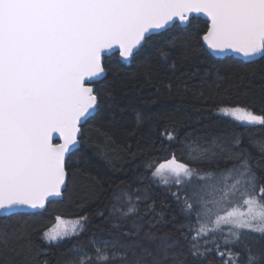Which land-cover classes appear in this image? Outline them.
<instances>
[{
  "label": "snow or ice",
  "instance_id": "snow-or-ice-1",
  "mask_svg": "<svg viewBox=\"0 0 264 264\" xmlns=\"http://www.w3.org/2000/svg\"><path fill=\"white\" fill-rule=\"evenodd\" d=\"M177 52L210 67L229 53L243 57V64H261L264 0H0V264H31L32 253L39 255L21 219L68 191L84 124L103 111L102 93L115 98L111 85L95 87L107 78L105 61L118 55L139 62L144 82L151 83L159 75L152 71L154 62L176 72ZM161 83L172 92L171 80ZM181 87L187 91V82L176 84L178 92ZM218 113L264 127V112L247 106H221ZM143 119L137 113V123ZM160 138L161 148L175 141V127L161 129ZM240 144L235 138L230 145H186L197 167L174 153L146 164L184 218L177 231L193 264H264V177ZM259 147L264 152V144ZM224 159L234 162L222 165ZM142 199L148 197L115 193L112 228L119 235H93L91 252L73 249L74 264H166L174 257L170 250L179 241L164 240L152 251L140 245L139 227H123L122 221L139 214ZM155 211L154 202L145 205V214ZM89 223L83 215L70 232L49 229L41 239L51 244L79 236ZM145 237L154 240L155 233L149 230Z\"/></svg>",
  "mask_w": 264,
  "mask_h": 264
},
{
  "label": "trees",
  "instance_id": "trees-1",
  "mask_svg": "<svg viewBox=\"0 0 264 264\" xmlns=\"http://www.w3.org/2000/svg\"><path fill=\"white\" fill-rule=\"evenodd\" d=\"M176 62L175 73L165 72L154 62L152 71L159 74L158 78L145 83L144 67L139 62L126 66L118 55L105 61L110 66L107 78L95 87L111 85L115 98L109 99L102 93L103 111L84 124L79 152L72 159L68 191L62 201L48 203L45 211L21 219V223L27 222L26 227L33 234V249L39 250V255L32 253L31 264H74L77 256L73 249L83 246L91 252L89 240L93 235L105 238L110 234L119 235L112 228L116 216L111 213L114 194L122 192L132 194L133 198L137 194L148 197L139 202L137 216L122 221L128 230L135 231L139 227L140 245L155 251V246L164 240L179 241L176 248L170 250L176 255H170L166 264H193L187 242L177 231L184 218L170 192L158 186L151 177V170L146 168L149 160L162 161L173 153L182 162L197 167L187 156L186 145L190 143L211 146L215 141L230 145L239 138L240 147L247 149L258 163L257 174L264 177V152L259 147L264 144V127H249L218 113L221 106L237 105L264 112V62L247 65L225 57L215 59V67H210L195 57L184 59L179 52ZM193 72L197 75L176 79L181 73ZM241 74L243 79L239 78ZM169 80L173 83L171 93L161 83ZM185 81L188 90L181 87L178 92L176 84L183 85ZM137 113L144 117L139 124ZM165 127H175L177 139L165 141L161 148L160 131ZM80 156L83 159L77 161ZM233 162L224 159L221 164L231 166ZM153 202L156 211L145 214V205ZM99 211L105 216H98ZM161 214L163 219L158 220ZM83 215L89 217L90 223L79 236L59 244H47L41 239V234L54 225L56 217L74 220ZM3 227L0 223V230ZM149 230L155 233L154 240L145 237Z\"/></svg>",
  "mask_w": 264,
  "mask_h": 264
},
{
  "label": "rangeland",
  "instance_id": "rangeland-1",
  "mask_svg": "<svg viewBox=\"0 0 264 264\" xmlns=\"http://www.w3.org/2000/svg\"><path fill=\"white\" fill-rule=\"evenodd\" d=\"M75 220L76 219H74V220H72V219H64V218L63 219L60 218L59 220L57 219L56 220L57 222L55 223V225L52 228H49V229H54V230H64V229H67L70 232L71 229L75 226ZM252 235H256V234H252ZM66 239H68V238H66ZM60 242L61 241H58V242H55V243H51V244H59ZM47 244H49V243H47Z\"/></svg>",
  "mask_w": 264,
  "mask_h": 264
},
{
  "label": "water",
  "instance_id": "water-1",
  "mask_svg": "<svg viewBox=\"0 0 264 264\" xmlns=\"http://www.w3.org/2000/svg\"><path fill=\"white\" fill-rule=\"evenodd\" d=\"M202 19H204V18H202ZM227 57H232V58H235V59H238V60H240V61H243V57H240V56H236L235 54H232V53H229L228 54V56ZM223 58H225V57H218V58H216V59H223ZM118 59H119V61L122 63V64H124V65H126V66H129L131 63H129V62H125V61H123L121 58H119L118 57ZM79 147H80V145H79ZM63 200V197L62 198H56L54 201H52V202H58V201H62ZM51 203V202H50ZM46 207H47V204H46ZM46 207H45V209H46ZM45 209H43V210H38V212L37 213H41V212H43V211H45ZM21 211H23V212H29V211H31V210H28V209H23V210H21Z\"/></svg>",
  "mask_w": 264,
  "mask_h": 264
},
{
  "label": "flooded vegetation",
  "instance_id": "flooded-vegetation-1",
  "mask_svg": "<svg viewBox=\"0 0 264 264\" xmlns=\"http://www.w3.org/2000/svg\"><path fill=\"white\" fill-rule=\"evenodd\" d=\"M56 220H57V217L55 218V223L57 222ZM55 223H54V225H55ZM54 225H52V227H53ZM52 227H51V228H52Z\"/></svg>",
  "mask_w": 264,
  "mask_h": 264
},
{
  "label": "bare ground",
  "instance_id": "bare-ground-1",
  "mask_svg": "<svg viewBox=\"0 0 264 264\" xmlns=\"http://www.w3.org/2000/svg\"><path fill=\"white\" fill-rule=\"evenodd\" d=\"M155 247H157V245Z\"/></svg>",
  "mask_w": 264,
  "mask_h": 264
}]
</instances>
